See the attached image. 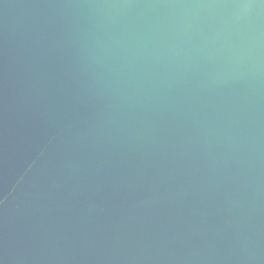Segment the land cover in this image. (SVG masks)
<instances>
[{
    "label": "water",
    "instance_id": "95a60500",
    "mask_svg": "<svg viewBox=\"0 0 264 264\" xmlns=\"http://www.w3.org/2000/svg\"><path fill=\"white\" fill-rule=\"evenodd\" d=\"M0 264H264V0H0Z\"/></svg>",
    "mask_w": 264,
    "mask_h": 264
}]
</instances>
